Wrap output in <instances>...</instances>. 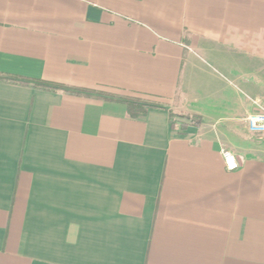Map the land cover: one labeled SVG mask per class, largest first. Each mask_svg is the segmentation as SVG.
Instances as JSON below:
<instances>
[{"label":"crops","instance_id":"0c3cea01","mask_svg":"<svg viewBox=\"0 0 264 264\" xmlns=\"http://www.w3.org/2000/svg\"><path fill=\"white\" fill-rule=\"evenodd\" d=\"M0 77L73 91L0 83V264H264V0H0Z\"/></svg>","mask_w":264,"mask_h":264},{"label":"trees","instance_id":"16d2710c","mask_svg":"<svg viewBox=\"0 0 264 264\" xmlns=\"http://www.w3.org/2000/svg\"><path fill=\"white\" fill-rule=\"evenodd\" d=\"M0 83L16 85V86H24V87H33L35 89L50 91V92H64V93H73L71 89H68L59 85H52L46 83H30L29 81H25L23 79L12 78V77H0ZM129 107L130 115L132 118H139L141 113L135 110L136 106L142 107H156L151 103L140 102L134 100H124ZM172 127H178L180 130H186L189 126H200L203 123L202 118L195 115H185L175 112H170Z\"/></svg>","mask_w":264,"mask_h":264},{"label":"built area","instance_id":"2783aa9c","mask_svg":"<svg viewBox=\"0 0 264 264\" xmlns=\"http://www.w3.org/2000/svg\"><path fill=\"white\" fill-rule=\"evenodd\" d=\"M256 113L254 112L247 118L248 131L251 135L262 139L264 138V101H255ZM225 167L233 172L240 169V162L237 157L229 151H223Z\"/></svg>","mask_w":264,"mask_h":264},{"label":"rangeland","instance_id":"374dc122","mask_svg":"<svg viewBox=\"0 0 264 264\" xmlns=\"http://www.w3.org/2000/svg\"><path fill=\"white\" fill-rule=\"evenodd\" d=\"M214 66V65H213ZM215 68H217V67H215ZM217 72H220V73H223L221 70H219L218 68H217ZM211 71H213V69L211 70Z\"/></svg>","mask_w":264,"mask_h":264}]
</instances>
